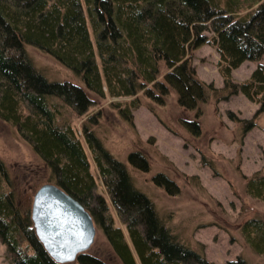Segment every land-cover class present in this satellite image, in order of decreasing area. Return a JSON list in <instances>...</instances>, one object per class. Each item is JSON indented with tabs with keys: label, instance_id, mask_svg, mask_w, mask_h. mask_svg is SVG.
<instances>
[{
	"label": "trees",
	"instance_id": "1",
	"mask_svg": "<svg viewBox=\"0 0 264 264\" xmlns=\"http://www.w3.org/2000/svg\"><path fill=\"white\" fill-rule=\"evenodd\" d=\"M241 8L244 12H237ZM201 44L219 54V87L200 79L192 64L191 54ZM31 48L71 76L47 77L34 64ZM262 57L264 0H0V123L25 140L33 154L22 172H13L0 155V241L10 264H137L135 257L140 264H206L203 243L180 239L134 183L131 169L152 167L156 147L151 139L131 141L120 159L98 132L116 119L133 130L132 109L144 105L184 144H194L200 162L219 174L208 146H198L205 132L203 105L216 107L238 93L258 103L250 118L227 111L233 121L228 137L240 146L264 113V64L241 81L233 79L232 69ZM107 97L130 99L110 101L105 107L110 119L100 107L88 112ZM169 108L177 110L175 125L182 131L170 124ZM29 179L31 186L25 185ZM97 179L107 199L96 191ZM150 179L168 193L179 192L164 171ZM239 181L241 193L229 184L244 204V198L264 204V164L241 173ZM42 183H54L75 197L94 222L95 238L103 241L95 246L94 238L72 261L54 259L31 218L33 193ZM110 205L123 227L113 224ZM232 226L244 248L261 257L254 264H264V210L242 205ZM229 264L253 263L239 254Z\"/></svg>",
	"mask_w": 264,
	"mask_h": 264
},
{
	"label": "rangeland",
	"instance_id": "2",
	"mask_svg": "<svg viewBox=\"0 0 264 264\" xmlns=\"http://www.w3.org/2000/svg\"><path fill=\"white\" fill-rule=\"evenodd\" d=\"M244 10L241 8L237 12ZM91 36L93 37L92 33ZM30 53L36 67L47 77L64 79L71 76L51 57L32 48ZM191 61L200 79L216 87L222 85V76L218 70L219 54L214 46L199 45L193 50ZM258 63L264 64V57L258 61L244 60L232 69L233 79L241 81L248 78ZM129 99L130 97H107L100 104L91 106L88 112L100 107L103 115L110 119L112 112L110 108H105L110 101ZM257 107L258 103L245 98L241 93L219 101L216 107L213 103L203 105L204 114L201 122L205 132L198 146H208L213 153L211 159L219 174L200 162V155L194 144H184L182 136L167 129L144 105L132 109L133 130L125 122L116 119L109 129L103 126L98 132L104 138L107 147L120 159L125 158V153L132 146L131 141L139 136L143 139H151L150 143L156 147L150 156L152 167L147 172L131 169L134 183L152 199L159 215L180 239L194 244L203 243L208 260L206 264H229V261L239 254L253 264L261 259L239 242V236L236 235L232 223L236 220L242 205L245 207L248 204L249 207L264 210L263 203L249 198H244L247 202L244 204L239 194L242 190L240 174H250L264 164V113L258 116L256 125L245 133L240 146L238 142L231 141L228 137L233 121L227 116V111L231 110L240 117L250 118ZM169 110L172 112L170 124H174L179 132L182 131L175 125L177 110L175 108ZM85 116L87 115L76 117L75 125H78ZM113 125H116L115 129ZM218 127L220 132L214 131ZM0 155L6 157L7 164L13 172L26 169L33 160V154L26 141L16 137V134L13 136L10 127L3 123H0ZM158 170L164 171L176 181L179 185L178 193H168L151 181L150 176ZM229 180L239 193L234 192ZM31 182L32 179H29L25 185L30 183L31 186ZM96 191L107 199V194L98 179ZM108 213L112 216L115 226H124L111 205L108 207ZM216 214L219 215L221 224L226 223L229 230L215 221ZM231 234L235 239L231 238ZM126 238L128 240L127 236ZM95 239V246L103 241L101 236ZM135 260L140 264L138 258L135 257ZM0 264H10L7 258V246L1 241Z\"/></svg>",
	"mask_w": 264,
	"mask_h": 264
},
{
	"label": "water",
	"instance_id": "3",
	"mask_svg": "<svg viewBox=\"0 0 264 264\" xmlns=\"http://www.w3.org/2000/svg\"><path fill=\"white\" fill-rule=\"evenodd\" d=\"M31 218L43 246L62 263L88 250L96 235L89 212L53 183H44L33 193Z\"/></svg>",
	"mask_w": 264,
	"mask_h": 264
},
{
	"label": "bare ground",
	"instance_id": "4",
	"mask_svg": "<svg viewBox=\"0 0 264 264\" xmlns=\"http://www.w3.org/2000/svg\"><path fill=\"white\" fill-rule=\"evenodd\" d=\"M54 184V183H53ZM56 185V184H55ZM57 186V185H56ZM62 189V188H61Z\"/></svg>",
	"mask_w": 264,
	"mask_h": 264
}]
</instances>
